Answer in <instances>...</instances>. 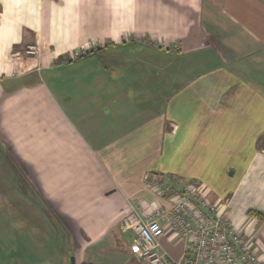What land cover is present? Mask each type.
Returning a JSON list of instances; mask_svg holds the SVG:
<instances>
[{
  "label": "crops",
  "instance_id": "obj_1",
  "mask_svg": "<svg viewBox=\"0 0 264 264\" xmlns=\"http://www.w3.org/2000/svg\"><path fill=\"white\" fill-rule=\"evenodd\" d=\"M157 176L264 260V0H0V264H146L123 220L171 207Z\"/></svg>",
  "mask_w": 264,
  "mask_h": 264
},
{
  "label": "built area",
  "instance_id": "obj_2",
  "mask_svg": "<svg viewBox=\"0 0 264 264\" xmlns=\"http://www.w3.org/2000/svg\"><path fill=\"white\" fill-rule=\"evenodd\" d=\"M89 44L75 58L90 53ZM28 53L37 54L34 46ZM174 188L162 176L153 177L148 186L157 194L171 197L169 209H156L148 215H128L123 230L135 234V253L146 264H169L160 252L159 240L166 230L186 242L182 256L171 264H264L253 244L251 223L234 226L205 196L202 187L172 179ZM195 189V190H194Z\"/></svg>",
  "mask_w": 264,
  "mask_h": 264
},
{
  "label": "rangeland",
  "instance_id": "obj_3",
  "mask_svg": "<svg viewBox=\"0 0 264 264\" xmlns=\"http://www.w3.org/2000/svg\"><path fill=\"white\" fill-rule=\"evenodd\" d=\"M95 45V47H97L98 45L97 44H94ZM30 47L31 46H28L25 50H24V54L25 55H29V56H32V55H30L29 53H28V51H29V49H30ZM36 49V48H35ZM37 50V49H36ZM94 51V49L92 50V51H90V52H93ZM38 55V52H37V54H36V56ZM88 55V54H87ZM84 56H86V54L85 55H83V56H79V57H77V58H75V59H80V58H82V57H84ZM32 57H35V55L34 56H32ZM77 68H78V65H76V66H73V67H70V68H66V69H61V70H59V71H56L55 73V78H57V83L61 86V87H64V85H63V83H64V78L66 77V76H68V75H70V74H73V71H74V73H75V71L77 70ZM89 68H91V69H89V70H95V65H91ZM78 71V70H77ZM43 78H44V80L46 81V75H45V77H44V75H43ZM230 173H231V170H229V171H227V174L228 175H230ZM183 184H188V185H191V186H193L195 189H198L199 187H201V184H198L197 182H194V181H185V180H183ZM194 189V190H195Z\"/></svg>",
  "mask_w": 264,
  "mask_h": 264
},
{
  "label": "water",
  "instance_id": "obj_4",
  "mask_svg": "<svg viewBox=\"0 0 264 264\" xmlns=\"http://www.w3.org/2000/svg\"><path fill=\"white\" fill-rule=\"evenodd\" d=\"M71 264H73V261L71 260Z\"/></svg>",
  "mask_w": 264,
  "mask_h": 264
},
{
  "label": "trees",
  "instance_id": "obj_5",
  "mask_svg": "<svg viewBox=\"0 0 264 264\" xmlns=\"http://www.w3.org/2000/svg\"><path fill=\"white\" fill-rule=\"evenodd\" d=\"M91 53V52H90ZM88 55H89V53H87ZM87 54H86V56H87Z\"/></svg>",
  "mask_w": 264,
  "mask_h": 264
}]
</instances>
